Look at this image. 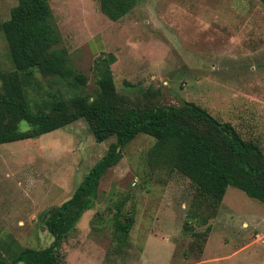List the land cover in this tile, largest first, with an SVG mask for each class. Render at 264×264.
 Segmentation results:
<instances>
[{
    "label": "rangeland",
    "instance_id": "1",
    "mask_svg": "<svg viewBox=\"0 0 264 264\" xmlns=\"http://www.w3.org/2000/svg\"><path fill=\"white\" fill-rule=\"evenodd\" d=\"M47 2L69 66L87 79L86 94L96 91L94 61L110 53L118 95L134 102L155 91L153 99L162 106L191 102L264 153L260 0H140L117 22L99 12L97 0ZM15 4L0 0L1 70L12 68L1 23ZM35 78L37 85L26 89L30 101L77 93L54 78ZM27 128L19 123L20 131ZM111 142L112 137L96 143L86 123L77 120L0 144V238L7 232L23 247L49 244L44 215L71 196ZM153 143L138 134L120 150V160L100 177L91 207L60 240L59 264H194L201 259V264H264V207L233 187L226 188L207 221L210 230L198 254L199 240L183 230L192 189L179 174L146 166ZM118 201L134 220L126 246L113 253L110 219ZM203 228L193 227L195 232ZM246 244L251 245L240 249Z\"/></svg>",
    "mask_w": 264,
    "mask_h": 264
},
{
    "label": "trees",
    "instance_id": "2",
    "mask_svg": "<svg viewBox=\"0 0 264 264\" xmlns=\"http://www.w3.org/2000/svg\"><path fill=\"white\" fill-rule=\"evenodd\" d=\"M139 1L97 3L108 21L117 22ZM1 33L12 68L0 69V144L37 137L77 120L86 123L96 143L111 137L113 142L71 196L46 216L43 226L49 244L38 249L21 247L15 259L0 264H59L60 240L91 207L100 177L117 164L120 150L138 134L154 140L145 157L148 168L175 172L188 181L192 198L183 230L199 240L198 254L210 230L207 221L213 218L227 187L264 207V153L256 142L242 139L232 125L218 122L191 102L162 106L153 99L155 91H147L134 102L118 95L109 69L114 62L110 53L94 61L96 91L86 94L87 79L69 66L47 0H16L1 23ZM35 75L54 78L77 93L69 98L51 94L45 100L30 101L26 89L37 85ZM20 122H25L27 130H19ZM112 206L110 243L113 253H121L134 219L131 211H121L123 201ZM199 224L204 228L195 232L193 227Z\"/></svg>",
    "mask_w": 264,
    "mask_h": 264
},
{
    "label": "crops",
    "instance_id": "3",
    "mask_svg": "<svg viewBox=\"0 0 264 264\" xmlns=\"http://www.w3.org/2000/svg\"><path fill=\"white\" fill-rule=\"evenodd\" d=\"M250 245L251 244H246L240 249H244ZM21 247L23 246L18 244L9 233L5 232L2 238H0V261L9 263L11 260L15 259ZM202 262H205V260L201 259L194 264H201Z\"/></svg>",
    "mask_w": 264,
    "mask_h": 264
},
{
    "label": "water",
    "instance_id": "4",
    "mask_svg": "<svg viewBox=\"0 0 264 264\" xmlns=\"http://www.w3.org/2000/svg\"><path fill=\"white\" fill-rule=\"evenodd\" d=\"M55 208H56V207H53V208H51L50 210H48V211L46 212V214L44 215V218H46V216H48L52 211H54ZM42 222H43V220L41 221V223H42ZM14 264H22V262H21V261H18V262L14 263Z\"/></svg>",
    "mask_w": 264,
    "mask_h": 264
}]
</instances>
